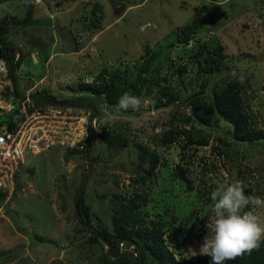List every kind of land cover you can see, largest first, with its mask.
<instances>
[{
    "label": "rangeland",
    "instance_id": "obj_1",
    "mask_svg": "<svg viewBox=\"0 0 264 264\" xmlns=\"http://www.w3.org/2000/svg\"><path fill=\"white\" fill-rule=\"evenodd\" d=\"M95 4L100 29L90 21ZM30 9L31 23L12 24L25 21ZM197 10L211 20L184 42L181 28ZM0 21L9 22L2 36L14 46L16 60H23L16 76L23 99L32 102L44 94L58 101L78 97L80 85L94 83L100 74L109 78L127 72L129 82H135L141 67L148 68L138 110L117 111L104 97H95L99 112L88 160L77 151L90 137L83 121L67 130L76 146L55 145L28 157L9 211L0 214V264H100L98 258L108 247L90 244V235L80 232L75 218L86 177L85 202L95 214L93 227L102 222L112 229L111 199L139 191L149 198L142 209L148 220L162 221L166 229H186L184 246L175 251L179 262L198 256L212 260L199 253L214 215L211 193L219 184L241 181L251 196L264 198V139L241 143L224 120L209 126L188 123L190 99L202 93L213 103L215 94L242 74V100L251 127L264 133V0H9L0 4ZM205 46H222L226 55L211 75L201 71ZM12 89L0 61V116L21 108L22 99L16 101ZM103 127L121 133L127 148L103 143ZM170 129L189 130L195 142L206 137L208 145L190 146L179 136L164 147L161 139ZM141 147L155 151L161 160L145 185L135 182ZM178 166L190 184L179 179ZM244 211H253L264 223V208L249 205Z\"/></svg>",
    "mask_w": 264,
    "mask_h": 264
},
{
    "label": "trees",
    "instance_id": "obj_2",
    "mask_svg": "<svg viewBox=\"0 0 264 264\" xmlns=\"http://www.w3.org/2000/svg\"><path fill=\"white\" fill-rule=\"evenodd\" d=\"M2 1L9 0H0ZM100 6V5H99ZM98 4H95L93 16L94 21L91 25L100 29L99 21L96 20ZM98 19V18H97ZM211 20L209 15L204 14L203 10H197L190 24L181 28V36L184 42H189L193 35L200 31L207 21ZM32 21L31 9L28 12L25 21L12 22L15 25H25ZM9 22L0 21V61H2L9 73L10 80L13 83L12 96L16 101L23 99L25 96L19 89V84L16 76V70L20 68L23 60H16V52L3 36L2 33ZM207 53L204 59V64L201 71L205 74H213L218 71L225 60L226 55L222 46L209 49L207 46L202 50ZM203 53V52H201ZM147 65L144 64L137 73L136 81L129 82L127 72L120 74H112L106 78L104 74H100L94 83H83L80 85V96L70 100L58 101V99L50 94L41 95L36 103L58 104L62 103L69 107L86 110L91 116H96L99 112L96 105L95 97H104L105 102L109 106H116L118 99L124 93H130L136 97H141L144 87L147 86V80L144 74L147 71ZM101 82V83H100ZM158 84V83H157ZM147 89V88H146ZM148 91L150 89L148 88ZM167 94L169 89L163 90ZM86 94L91 96H86ZM202 94V93H201ZM201 94H195L190 99V107L192 115L188 118L190 121L196 120L199 124L209 126L213 122L224 120L233 126V135L235 139L241 143L253 144L264 139V133L254 131L251 127V118L247 112L242 96V85L238 79L228 82L222 87L214 97V102L209 103ZM172 97L173 94H171ZM175 98V97H174ZM171 102L164 104L169 106ZM19 110H15L7 115L0 116V128L6 126L9 130L14 129V117ZM91 136L87 139L84 149L77 150L85 153L87 160L89 159L90 149L93 146L94 131L89 127ZM100 139L111 149L124 150L127 148V140L118 131H113L109 128H102ZM179 136H183L189 140L188 145L193 146L199 144L207 146L208 140L206 137L201 138L200 142L192 140V135L186 129H170L165 132L161 139V144L164 147H170ZM185 145L184 148L188 147ZM77 153V152H74ZM96 161L95 158H90ZM139 164L137 165L139 175L135 182L145 185L151 181L160 166V156L148 148L141 147L138 153ZM179 179L190 184L189 178L185 176V170L178 166ZM82 184L79 187L81 190ZM191 188V186H190ZM245 194L251 196V190L245 189ZM4 194H0V205L3 203ZM148 196L139 191H135L131 197H119L115 195L111 199V205L115 209V214L112 219V229H108L98 218L100 224L93 227V214L91 207L85 202V192L77 204L78 215L75 211V218L78 220L80 232L88 233L89 243L97 245H106L108 251L99 257L100 264H212V260L207 257L198 256L191 260H183L179 262L175 251L182 249L183 241H185L186 229L182 226H173L171 229H166L162 221L148 220L147 212L142 209L148 204ZM9 206V205H8ZM8 206L6 212L9 211ZM10 214V213H9ZM183 240V241H182ZM111 247V249H109ZM225 264H264V238L260 241L259 250L253 251L250 255L245 254L235 260L225 261Z\"/></svg>",
    "mask_w": 264,
    "mask_h": 264
},
{
    "label": "built area",
    "instance_id": "obj_3",
    "mask_svg": "<svg viewBox=\"0 0 264 264\" xmlns=\"http://www.w3.org/2000/svg\"><path fill=\"white\" fill-rule=\"evenodd\" d=\"M83 113L87 115L83 116ZM94 117L86 110L75 107L56 104L40 106L30 98L22 100L13 120L14 129L9 130L6 126L0 129V194L5 195L0 205L1 215L6 213V207L13 199L22 165L28 157L39 155L55 145H72L67 132L69 125L83 121L86 130L91 127L94 131L97 128Z\"/></svg>",
    "mask_w": 264,
    "mask_h": 264
},
{
    "label": "clouds",
    "instance_id": "obj_4",
    "mask_svg": "<svg viewBox=\"0 0 264 264\" xmlns=\"http://www.w3.org/2000/svg\"><path fill=\"white\" fill-rule=\"evenodd\" d=\"M232 75L236 77V73ZM243 83L245 77H237ZM23 100V99H22ZM141 106L139 97L124 93L115 106L117 111L138 110ZM213 201L210 217L211 224L206 225L208 234L203 237L199 253L210 256L212 264H225L243 255L259 250L260 241L264 238V223L253 211H244L251 205L253 208H264V198L247 196L241 181L222 183L211 193Z\"/></svg>",
    "mask_w": 264,
    "mask_h": 264
},
{
    "label": "water",
    "instance_id": "obj_5",
    "mask_svg": "<svg viewBox=\"0 0 264 264\" xmlns=\"http://www.w3.org/2000/svg\"><path fill=\"white\" fill-rule=\"evenodd\" d=\"M45 105H47V103L40 104V106H45ZM57 105L60 106V107H65L66 106L65 104H62V103H58ZM91 169H92V165L90 164L89 165V173L88 174H90ZM87 179H88V177H86L85 182L82 184L81 190L79 192V196H78V198L76 199V202H75V211H76L77 215H78L77 204H78L80 198L82 197V195L84 193V189H85V185H86ZM109 249H111V247H109Z\"/></svg>",
    "mask_w": 264,
    "mask_h": 264
},
{
    "label": "flooded vegetation",
    "instance_id": "obj_6",
    "mask_svg": "<svg viewBox=\"0 0 264 264\" xmlns=\"http://www.w3.org/2000/svg\"><path fill=\"white\" fill-rule=\"evenodd\" d=\"M48 104V103H47Z\"/></svg>",
    "mask_w": 264,
    "mask_h": 264
}]
</instances>
